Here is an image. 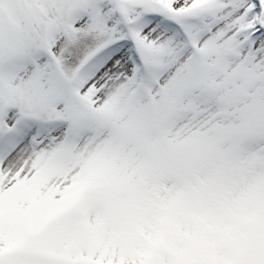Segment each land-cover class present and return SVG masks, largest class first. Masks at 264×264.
Wrapping results in <instances>:
<instances>
[{"label":"snow or ice","instance_id":"snow-or-ice-1","mask_svg":"<svg viewBox=\"0 0 264 264\" xmlns=\"http://www.w3.org/2000/svg\"><path fill=\"white\" fill-rule=\"evenodd\" d=\"M0 264H264V0H0Z\"/></svg>","mask_w":264,"mask_h":264}]
</instances>
